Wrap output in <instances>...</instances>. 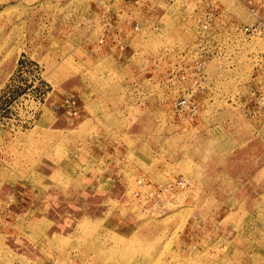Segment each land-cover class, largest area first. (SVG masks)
Listing matches in <instances>:
<instances>
[{
    "label": "rangeland",
    "instance_id": "rangeland-1",
    "mask_svg": "<svg viewBox=\"0 0 264 264\" xmlns=\"http://www.w3.org/2000/svg\"><path fill=\"white\" fill-rule=\"evenodd\" d=\"M0 264H264V0H0Z\"/></svg>",
    "mask_w": 264,
    "mask_h": 264
},
{
    "label": "built area",
    "instance_id": "built-area-1",
    "mask_svg": "<svg viewBox=\"0 0 264 264\" xmlns=\"http://www.w3.org/2000/svg\"><path fill=\"white\" fill-rule=\"evenodd\" d=\"M184 104H186V100L185 99H182L181 101L177 102V104H176L175 107L177 109V108L181 107V105H184Z\"/></svg>",
    "mask_w": 264,
    "mask_h": 264
}]
</instances>
